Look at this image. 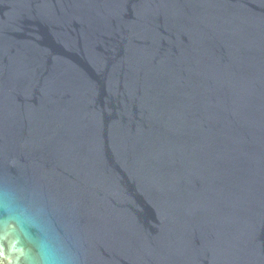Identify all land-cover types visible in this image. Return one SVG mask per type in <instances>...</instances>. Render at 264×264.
<instances>
[{
  "label": "water",
  "instance_id": "water-1",
  "mask_svg": "<svg viewBox=\"0 0 264 264\" xmlns=\"http://www.w3.org/2000/svg\"><path fill=\"white\" fill-rule=\"evenodd\" d=\"M0 264H264V0H0Z\"/></svg>",
  "mask_w": 264,
  "mask_h": 264
},
{
  "label": "clouds",
  "instance_id": "clouds-1",
  "mask_svg": "<svg viewBox=\"0 0 264 264\" xmlns=\"http://www.w3.org/2000/svg\"><path fill=\"white\" fill-rule=\"evenodd\" d=\"M22 254V253H21Z\"/></svg>",
  "mask_w": 264,
  "mask_h": 264
}]
</instances>
